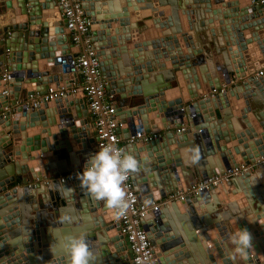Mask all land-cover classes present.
<instances>
[{"label":"water","instance_id":"95a60500","mask_svg":"<svg viewBox=\"0 0 264 264\" xmlns=\"http://www.w3.org/2000/svg\"><path fill=\"white\" fill-rule=\"evenodd\" d=\"M79 1L106 94L115 100L121 148L140 162V171L130 176L140 200L159 201L243 165L254 167L252 174L247 170L232 177L221 191L227 195V188L248 183L247 190L237 192L245 210L252 206L264 215L263 11L253 0ZM65 26L57 0H0V264H69L62 246L68 229H60L64 237L58 238L59 226L69 224L62 222L64 215L74 224L85 223L76 231L86 237L93 264H128L131 258L112 212L76 177L66 184H42L81 171L99 151L89 135L81 93L28 105L35 94L68 88L78 79L67 65L78 48L70 44ZM154 29H160V37ZM259 70L263 76L254 77ZM212 90L217 92L211 95ZM228 98L231 112L225 110ZM180 126L185 129L173 131ZM137 129L163 135L126 143ZM194 148L199 161L186 163ZM217 197V189L203 191L140 220L157 264H257L264 259V229L253 233L246 262L231 259L230 236L250 227L233 202ZM202 206L205 212L196 213ZM209 215L213 221L206 219ZM50 229L57 235L50 236Z\"/></svg>","mask_w":264,"mask_h":264},{"label":"built area","instance_id":"2783aa9c","mask_svg":"<svg viewBox=\"0 0 264 264\" xmlns=\"http://www.w3.org/2000/svg\"><path fill=\"white\" fill-rule=\"evenodd\" d=\"M57 3L60 8V17L66 20L65 29L68 32L69 42L78 48L76 56L71 58L67 63L68 67L76 73L78 79L68 88L56 86L54 89L48 88L43 95L35 94L34 97H31L28 105L35 107L41 101L49 102L81 93L96 139L94 148L100 150L103 145L111 142L122 149L119 145L120 140L117 134V129L120 127V124L114 118L116 111L115 100L112 95L106 94L105 91L106 81L99 71V63L95 51L92 49L89 19L84 15L79 0H57ZM253 3L264 13V0H253ZM261 76H263V70L254 73V77L259 78ZM224 86L222 85L219 91H223L225 89ZM216 92L212 90L210 94L212 95ZM2 94H5V91ZM183 129L185 127L180 126L178 129L174 128L173 131L181 132ZM161 135H163V132L143 134L141 129H137L134 135L126 140V143L138 141L148 142L157 139ZM263 162L264 159L260 160V163ZM248 169V167L239 165L236 168L224 170L222 173L200 179L184 190L167 194L159 201H152L150 205H146L139 200L129 178L126 183V188L132 200V207L123 218L119 220L115 219L118 233L125 238L130 246L131 258L128 264H157L153 254V246L147 240L145 232L140 226L141 219L157 212L163 205L172 202H182L186 197L195 196L203 191L218 189L223 183L232 177L243 174ZM81 171L58 175L51 179H45L42 183L47 185L53 180L60 184H66L73 177H77V174ZM257 264H264V259Z\"/></svg>","mask_w":264,"mask_h":264},{"label":"clouds","instance_id":"9594fccd","mask_svg":"<svg viewBox=\"0 0 264 264\" xmlns=\"http://www.w3.org/2000/svg\"><path fill=\"white\" fill-rule=\"evenodd\" d=\"M191 155L186 157V163H197L200 159L198 148L191 149ZM140 171L137 158L115 144L109 142L98 152L91 155L81 172L77 174L81 188L96 201H103L112 212L113 219L123 218L132 207V200L126 188L130 176ZM150 205L151 201H145ZM62 222L72 223L73 217L64 215ZM234 246L230 257L233 261L239 258L247 261L250 250L253 249L252 236L247 229L237 230L230 236ZM62 246L69 257V264H93L94 256L84 235H66Z\"/></svg>","mask_w":264,"mask_h":264},{"label":"crops","instance_id":"0c3cea01","mask_svg":"<svg viewBox=\"0 0 264 264\" xmlns=\"http://www.w3.org/2000/svg\"><path fill=\"white\" fill-rule=\"evenodd\" d=\"M145 1H151V0H145ZM156 17V16H155ZM180 25H181V29H182V31L183 32H185L186 33V30L184 31V29H186L187 27L184 25V23L180 20ZM154 32L156 33V36L157 37H160V29L158 30V29H154ZM71 51L72 52H74V50L73 49H71ZM214 64L212 65L211 64V66H210V68H211V72H212V70H213V68H214ZM206 70H207V72H208V74H210V72H209V69H208V67L206 68ZM206 72V73H207ZM216 77V76H215ZM262 77V76H261ZM260 78V77H259ZM210 79H212V76H210ZM148 83H151L149 80H148ZM233 83V82H232ZM233 85H234V83H233ZM228 88V87H227ZM82 100H83V98H82ZM83 102H84V100H83ZM230 102V106L229 107H227L225 110H228V112L230 111H232V107H231V104H232V102H231V100L228 98V103ZM68 104V103H67ZM84 104H85V102H84ZM69 110H70V113H71V115L74 117L75 116V107H74V105H71L70 106V108H69ZM76 123H80L79 121H76ZM87 123H88V131H89V135L90 136H94V134H93V131H92V128H91V122H90V118H89V116H88V118H87ZM238 125V124H237ZM239 129H240V127L239 126H237ZM252 127V126H251ZM254 128V127H253ZM88 136V135H87ZM120 142H121V140L119 141V145H120ZM121 146V145H120ZM139 155L141 156V157H144L143 155H144V153L143 152H141V153H139ZM74 160L76 161V163H78V160H77V158L76 157H74ZM60 163H62L61 161H60ZM253 169H254V167L252 168V167H250V169H248V171L247 172H249V173H251L252 174V172H253ZM76 170H74V171H70V172H75ZM70 172H68V173H70ZM68 173H65V174H68ZM250 174V175H251ZM62 175H64V174H62ZM43 180H45V179H43ZM256 180V181H255ZM254 181L255 182H257V178L256 177H254ZM243 183V182H242ZM43 184V183H42ZM258 184V183H257ZM247 190L249 187H248V183H243L242 184V187H239V188H235V187H229V188H227V195L223 192V191H221L222 190V186L221 187H219L217 190H218V196L219 197H217L218 198V200H220L221 198H222V200H223V202L224 203H230V202H233L234 203V207L233 208H237V209H239L240 211V216L241 217H243V220L246 222V224L247 225H249V227H250V233H251V236L253 235V238H255L254 237V232H258L259 230H261V229H264V215L263 214H261L260 215V211H257V210H253L252 209V206H249V212H247L245 209H246V203L244 202V199H243V197H242V195H241V193H237L238 191H241V190H243L244 188ZM232 192H236L237 194L236 195H234V194H231ZM139 198V197H138ZM139 200H140V198H139ZM43 201V200H42ZM141 201V200H140ZM236 203V204H235ZM58 206H59V208H61V205H59L58 204ZM202 208L203 209H196V213H199V214H203L205 211V209H204V207L202 206ZM222 208H225V207H222ZM226 209V208H225ZM242 210H243V212H242ZM206 219L207 220H211V221H213L211 218H210V215H209V217L207 216L206 217ZM238 219H240V217H238ZM180 223V225L182 224V225H184L185 223H184V221L182 220L181 222H179ZM221 223L223 224V221H221ZM85 223L83 222V220L82 221H77L76 220V224H74V223H69L68 225H66V226H59L60 228H59V230H58V228L56 229V228H54L55 230H58V238L60 239V240H63V237H64V235H63V233L62 232H60L61 230L60 229H62V230H65V229H68V231H69V234H72V235H80L81 233L79 232V231H76L77 229H79L80 227H82L83 225H84ZM182 225L180 226V228L182 227ZM29 228V227H28ZM30 229V228H29ZM212 231V230H211ZM213 232H215V229H213ZM49 235L51 236V234H52V236H54V235H57V233L55 234V233H53L52 232V229H50L49 230ZM54 234V235H53ZM216 234V233H215ZM45 236V235H44ZM262 236H259V238H261ZM223 242V241H222ZM224 243H226V241H224L222 244L224 245ZM91 245L93 244V243H90ZM229 246H227V245H224V248H227V249H229L228 248ZM230 250V249H229ZM34 254H36V249H34Z\"/></svg>","mask_w":264,"mask_h":264},{"label":"bare ground","instance_id":"6f19581e","mask_svg":"<svg viewBox=\"0 0 264 264\" xmlns=\"http://www.w3.org/2000/svg\"><path fill=\"white\" fill-rule=\"evenodd\" d=\"M254 76V75H253Z\"/></svg>","mask_w":264,"mask_h":264}]
</instances>
